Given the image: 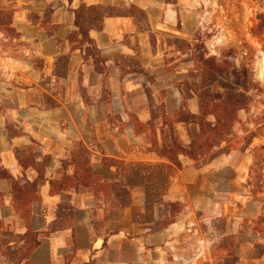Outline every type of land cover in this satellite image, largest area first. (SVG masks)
<instances>
[{
  "label": "crops",
  "instance_id": "obj_1",
  "mask_svg": "<svg viewBox=\"0 0 264 264\" xmlns=\"http://www.w3.org/2000/svg\"><path fill=\"white\" fill-rule=\"evenodd\" d=\"M132 1L0 0V14L9 15L7 24H0V166L21 185L43 178L39 200L30 206L28 223L38 234L39 246L30 254L28 264H190V257L200 256L199 239L185 234L193 225L187 217L180 214L162 229L153 228L159 222L157 214L141 224L133 218L134 208L144 210L141 189L129 190L132 204L125 207L105 202L103 195L97 200L91 187L70 184L82 172L64 166L73 162L76 148H86L92 156V180L105 184L114 180L106 174L113 173L115 167L108 171L102 158L162 162L147 152L145 134L136 136L133 125L120 133L110 126L109 118L118 115L129 122V116L139 115L138 120L147 123L150 118L143 87L148 78L173 79L181 73L166 71L164 58L146 44L137 46L138 35H143L127 14L107 16L101 31H89L103 59L101 71L88 54L90 47L79 45L75 12L80 6L123 8ZM164 18V32L171 34L178 15L168 8ZM6 30L13 37H6ZM71 37H75L73 43ZM134 57L142 73L132 71ZM135 93L142 103L140 110L129 105ZM170 99L166 96V113L173 115L182 97L173 96V108ZM187 108L191 115L199 114L195 96L188 100ZM10 130L21 135L10 136ZM181 140L183 145L189 144V138ZM32 146L39 150L34 154L35 165L22 168L16 153ZM44 161L47 165L38 170ZM182 161L183 169L172 178L165 202L184 201L188 175L195 179L201 173L192 169L188 160ZM100 168L105 169V175ZM0 194V227L24 235L27 225L14 210L8 181L0 180Z\"/></svg>",
  "mask_w": 264,
  "mask_h": 264
},
{
  "label": "rangeland",
  "instance_id": "obj_2",
  "mask_svg": "<svg viewBox=\"0 0 264 264\" xmlns=\"http://www.w3.org/2000/svg\"><path fill=\"white\" fill-rule=\"evenodd\" d=\"M100 7L101 10L85 15V24L94 23L93 18L101 20L100 17L104 15H130L137 32L143 35H138L137 46L146 44L155 55L164 58L166 71L177 70L181 74L173 79L158 77V81L154 77L148 78L143 87L150 118L147 123L140 122L139 115L129 116V122H123L118 115L109 118L110 126L116 127L120 133L133 125L136 136L145 134L144 139L149 146L146 147L147 152L153 153L162 162L132 163L102 158L108 171L115 167L113 173L106 174L110 180H114L99 184L93 179L89 180L88 186L93 189L97 200L103 195L105 202L114 201L115 205L129 203L125 206L132 204V196L125 193L123 188L141 189L144 193V210L134 208L133 218L144 224L153 219V214H157L159 222L153 227L155 229L168 226L180 214L193 221L185 234L195 236L201 244L198 246L199 258L190 257V264H264V239L257 226L264 214V194L258 193L257 189L264 186V172H260V179L250 174L259 156L264 155L256 152L264 146V0H135L129 7ZM168 8L178 15V22L171 34L164 32L167 27L164 14ZM8 18V14H0V24L5 26ZM4 35L13 37L7 30ZM89 47L91 54L95 51V64L101 71L103 59L94 47ZM172 62L173 65L169 66ZM213 62L225 70L218 80L231 82L235 70L241 77L253 82L254 87L248 93L250 105L239 112V123L235 126L236 135L245 140L237 141L226 154L214 151L196 162L180 155V171L184 159L190 162L192 169L201 173L195 179L192 174L188 175L184 201L165 202L163 197L173 177L169 178V169L162 168L161 165L168 162L158 154L164 146H170L171 136L181 146H188L190 139L197 135L195 125L176 124L175 118L179 112L188 111L190 98H197L194 91L211 76L208 65ZM132 71L142 73L135 57L132 58ZM176 94L181 95L182 103L175 114L168 115L166 96H171L170 108H173L176 107L173 99ZM141 104L138 94H133L129 105L140 110ZM9 134L21 135L16 130H10ZM181 137L189 138V144L183 145ZM36 152L39 150L35 146L19 150L16 156L20 166L26 168L35 165ZM73 156V162L64 166H74L78 173L82 172L80 177L92 170V156L88 149L76 148ZM45 165L47 161L41 167L37 166L38 170L41 171ZM99 172L105 175V169L100 168ZM42 179L38 180L41 182ZM251 191L258 194L252 195ZM117 194L123 198L116 199ZM0 234L4 235L3 243L6 244L0 252V264H17L16 255L20 253L21 245L14 243L18 236L5 226L0 227Z\"/></svg>",
  "mask_w": 264,
  "mask_h": 264
},
{
  "label": "trees",
  "instance_id": "obj_3",
  "mask_svg": "<svg viewBox=\"0 0 264 264\" xmlns=\"http://www.w3.org/2000/svg\"><path fill=\"white\" fill-rule=\"evenodd\" d=\"M101 8L100 6L87 7L82 5L75 12V23L76 27L79 29L78 34L81 36L80 46L82 44H87L94 47L93 42L89 38V31L92 29L101 31L103 19L107 17V15L100 17L101 20L93 18L92 20L94 23L90 24L84 23V21L86 22L84 17L89 12L101 10ZM70 40L73 43L75 37H71ZM94 53L95 51L91 54L90 50H88V54L92 56L96 63L97 60L94 58ZM208 69L213 75L211 74L210 77L204 79L200 87L194 91L198 98L199 114L193 116L185 110L184 112H179L175 118L176 124L183 123L186 125H195L198 128L197 135L190 139L191 141L188 146H181L173 136H171L170 146H164L162 151L159 152L160 154H158L160 158H164L168 162V164H162L161 166L162 168L170 170L168 175L169 178L174 177V175L181 170V164L178 160L180 155L196 162L214 153V151H216V153L218 151L219 154H226L235 147L237 141L245 140V138L236 135L235 126L239 123V112L245 111L250 105L248 93L254 87L253 82L246 80L244 76L241 77L239 72L235 70L232 72L231 82L228 83L218 80V77L223 76L225 70L221 65H217L215 62L208 65ZM242 133L244 132L242 131ZM256 152L264 154V146H261ZM215 156L216 154L211 158L214 159ZM260 156L259 161L255 164L256 169L252 168L250 171V174L256 175L257 179L262 177L260 172H264V155L261 154ZM0 169V180H6L10 183L14 210L21 216L27 225V232L24 235H17L18 239L14 243L21 245V251L16 255L17 264L27 263L30 254L39 246L38 234L31 231L28 220L31 213V204L39 200L37 193L41 182L39 180H35L34 182L25 181V183L21 185L20 182L14 180L6 170L2 167ZM89 180H92L90 172L82 174L81 177H74L75 182L78 183V181H80L84 186H88ZM123 189L125 193L131 195L126 187ZM257 189L259 190L258 193L264 194V186L258 187ZM250 193L252 195L258 194L255 191H251ZM1 197L2 195L0 194V198ZM122 198L123 196L119 194L116 195V199L121 200ZM126 204L129 203H120L121 207H125ZM259 220L260 222L257 226L264 239V214H262ZM3 236L4 235L0 234V252L4 245H6L3 243Z\"/></svg>",
  "mask_w": 264,
  "mask_h": 264
}]
</instances>
